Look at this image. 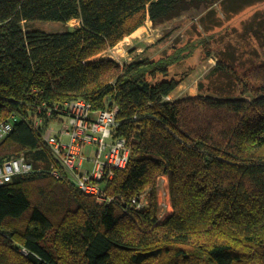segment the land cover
<instances>
[{
  "label": "trees",
  "instance_id": "obj_1",
  "mask_svg": "<svg viewBox=\"0 0 264 264\" xmlns=\"http://www.w3.org/2000/svg\"><path fill=\"white\" fill-rule=\"evenodd\" d=\"M215 1L0 0V122L18 117L0 142V163L24 153L62 172L34 119L48 125L63 114L46 117L44 102L117 106L113 136L131 146L102 204L63 173L0 184V264H264V64L234 81L237 98L172 101L179 56L92 60L146 17L159 23ZM35 20L79 25L25 31ZM215 70L231 75L224 60ZM162 174L174 211L159 220L155 188L142 207L132 201Z\"/></svg>",
  "mask_w": 264,
  "mask_h": 264
},
{
  "label": "rangeland",
  "instance_id": "obj_2",
  "mask_svg": "<svg viewBox=\"0 0 264 264\" xmlns=\"http://www.w3.org/2000/svg\"><path fill=\"white\" fill-rule=\"evenodd\" d=\"M250 1L216 0L208 5L194 6L159 23L146 17L133 35L126 36L92 60L111 58L126 64L145 58L179 56V61L170 68L169 78L182 81L166 100L206 95L221 99L237 98L241 87L235 82L242 72L264 64V0H254L255 3L247 5ZM239 7L241 9L237 11ZM78 25V20L23 23L25 31L45 33H62ZM219 59L229 66L232 76L215 70ZM54 127L57 131L61 124H54ZM152 187L156 190L159 204L158 218L163 220L174 211L168 176L157 175L155 182L145 188L147 197Z\"/></svg>",
  "mask_w": 264,
  "mask_h": 264
},
{
  "label": "built area",
  "instance_id": "obj_3",
  "mask_svg": "<svg viewBox=\"0 0 264 264\" xmlns=\"http://www.w3.org/2000/svg\"><path fill=\"white\" fill-rule=\"evenodd\" d=\"M42 111L48 118L58 112L63 114L62 120L48 125H44L42 116L34 119L35 126H41L43 139L62 172L54 166V162L37 166L21 153L0 163V184L11 182L18 175L35 172L46 171L57 177L63 173L80 190L95 195L98 203L106 202L108 181L114 178L116 170L127 166L131 154L128 140L113 136L118 107L94 109L90 102L77 99L63 105L44 102L39 109V112ZM17 121L18 117L12 115L0 122V142L12 132ZM57 123L61 124V128L56 131L54 124ZM145 201H148L146 191L132 202L140 208Z\"/></svg>",
  "mask_w": 264,
  "mask_h": 264
},
{
  "label": "bare ground",
  "instance_id": "obj_4",
  "mask_svg": "<svg viewBox=\"0 0 264 264\" xmlns=\"http://www.w3.org/2000/svg\"><path fill=\"white\" fill-rule=\"evenodd\" d=\"M136 32H137V31H136ZM136 32H135V33H136ZM132 35H133V34H132Z\"/></svg>",
  "mask_w": 264,
  "mask_h": 264
}]
</instances>
